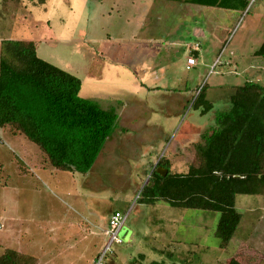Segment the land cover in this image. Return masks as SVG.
Returning <instances> with one entry per match:
<instances>
[{"label": "rangeland", "instance_id": "1", "mask_svg": "<svg viewBox=\"0 0 264 264\" xmlns=\"http://www.w3.org/2000/svg\"><path fill=\"white\" fill-rule=\"evenodd\" d=\"M3 39L31 40L41 58L87 80H112L105 75L108 60L129 66L142 57L164 66L163 86L179 88L192 76L197 89L181 123L189 114L204 119L193 108L203 87L214 105L208 116L215 117L230 109L234 86L264 85V58L255 54L264 41V0L236 9L168 0H0V44ZM197 44V64L188 70ZM180 124L163 130L162 156L176 145ZM127 146L108 159L105 153L98 175L91 173L96 163L76 174L51 167L35 142L0 127V255L12 248L35 257V264H93L107 244L109 214L119 210L128 213L123 242L111 246L108 264H226L234 257L264 264V196H236L242 220L221 248L218 212L139 202L153 168L143 143ZM192 152L189 162L197 164Z\"/></svg>", "mask_w": 264, "mask_h": 264}, {"label": "trees", "instance_id": "2", "mask_svg": "<svg viewBox=\"0 0 264 264\" xmlns=\"http://www.w3.org/2000/svg\"><path fill=\"white\" fill-rule=\"evenodd\" d=\"M168 1L225 9L249 5V0ZM196 53L190 51V56L196 58ZM255 54L264 58V41ZM81 88L79 77L41 58L35 42L1 41L0 127L35 142L51 167L87 174L114 132L118 113L82 97ZM230 103L229 110L216 113L212 131L195 144L198 163L178 173L169 159L160 158L139 196L142 204L161 200L174 208L218 212L215 234L221 248L229 245L242 220L236 196H264V85L248 81L234 86ZM213 106L203 87L193 108L206 114ZM158 167L167 174H159ZM35 263V257L12 248L0 255V264ZM132 264L144 263L135 259ZM226 264L246 263L234 257Z\"/></svg>", "mask_w": 264, "mask_h": 264}, {"label": "crops", "instance_id": "3", "mask_svg": "<svg viewBox=\"0 0 264 264\" xmlns=\"http://www.w3.org/2000/svg\"><path fill=\"white\" fill-rule=\"evenodd\" d=\"M139 6H144V4L141 3ZM154 47L156 48V46ZM161 48L159 46L157 51L160 52ZM199 48L200 45L198 44L195 47L191 45L190 51H196L195 56L197 57ZM108 62H110L108 64L109 70L107 69L105 75L110 72L112 80L96 79L98 77H92V80H87L83 78L82 74H74L82 80L80 91L82 97L97 101L102 108L115 109L118 113L117 126L97 157L95 161L96 165L91 173H96L95 170L98 164L103 162L105 158L111 157L112 154H115L116 150L127 148V143L131 142L143 143L145 149L143 157L150 158L148 163L151 168L155 167L159 161V157H164L171 161L173 171L174 168L177 169L174 172L186 173L191 164L189 157H192V150L195 149V144L201 143L204 133H207L209 128L211 129L215 124L213 123L215 117L208 116L214 109V106L206 114H201L198 109H195L204 118L202 121L196 120L194 115L189 114L187 119L181 123L180 118L194 99L197 89H194L196 82L194 77L189 76L186 83L182 82L179 88H171L163 86V82L160 80L166 77L164 66L156 65V61L150 60L149 57L134 60L129 66L122 63L119 64V62H111V60H108ZM110 67H115L116 69L111 70ZM157 67L161 71L160 74L156 73ZM220 72L222 73L223 70H220ZM87 81H90V91H87V88L84 89ZM153 111L155 114H158L160 111L166 114V118L169 119L175 117L177 120L172 122L173 125L177 122L181 123L178 129L180 133L176 138L177 143L172 147L168 156H162L166 143L163 138V130L172 123L162 121L161 117H153L150 114ZM153 151L154 155L152 154ZM105 153H109V156L104 158L103 155ZM96 175L98 174L96 173Z\"/></svg>", "mask_w": 264, "mask_h": 264}, {"label": "built area", "instance_id": "4", "mask_svg": "<svg viewBox=\"0 0 264 264\" xmlns=\"http://www.w3.org/2000/svg\"><path fill=\"white\" fill-rule=\"evenodd\" d=\"M256 0H249L248 8L255 2ZM217 63V61L215 62ZM196 64V58L194 56H189L187 58V69H191ZM200 91V90H199ZM198 91V93H199ZM128 213H122L119 210L113 211L108 219V239L107 244L103 248V250L98 254L93 264H108L107 263V254L111 249V246L114 243H122L123 238L120 236L121 231L124 227L125 221L127 219Z\"/></svg>", "mask_w": 264, "mask_h": 264}, {"label": "water", "instance_id": "5", "mask_svg": "<svg viewBox=\"0 0 264 264\" xmlns=\"http://www.w3.org/2000/svg\"><path fill=\"white\" fill-rule=\"evenodd\" d=\"M156 170H157V172H158L159 174H161L162 176H165V175L167 174V172H168L167 169H164V168H162V167H158Z\"/></svg>", "mask_w": 264, "mask_h": 264}, {"label": "clouds", "instance_id": "6", "mask_svg": "<svg viewBox=\"0 0 264 264\" xmlns=\"http://www.w3.org/2000/svg\"><path fill=\"white\" fill-rule=\"evenodd\" d=\"M218 107L220 106V105H217Z\"/></svg>", "mask_w": 264, "mask_h": 264}]
</instances>
